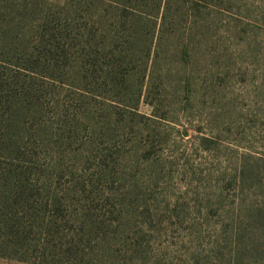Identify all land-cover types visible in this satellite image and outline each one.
<instances>
[{"label":"rangeland","instance_id":"374dc122","mask_svg":"<svg viewBox=\"0 0 264 264\" xmlns=\"http://www.w3.org/2000/svg\"><path fill=\"white\" fill-rule=\"evenodd\" d=\"M0 71L59 264H263L264 0H0Z\"/></svg>","mask_w":264,"mask_h":264},{"label":"trees","instance_id":"16d2710c","mask_svg":"<svg viewBox=\"0 0 264 264\" xmlns=\"http://www.w3.org/2000/svg\"><path fill=\"white\" fill-rule=\"evenodd\" d=\"M126 64L127 60L123 55V50L122 52L118 51L111 65L107 64L103 70L100 68L103 86L107 87L108 90L114 87L119 89V85L127 80L130 75V71L127 72ZM79 69L81 70L78 67V70L72 75L81 74ZM97 72L99 70L94 69L91 73L90 67L86 66L84 76L90 78L89 82L91 83L95 80ZM2 78L5 79L4 86L11 80H18L17 76L6 78L5 73L0 71V80ZM25 78H29V75ZM25 89L27 88H25L24 83L15 89L13 97L16 102L13 103V106L17 103L20 107L21 102L28 97L27 94H24ZM6 90V87L4 90H0V114L4 116H0V258L23 260L28 258L27 255L39 252L41 264L51 262L59 264L63 260L69 261L71 255L67 251L61 250V245L57 244L60 240V225L55 218L57 211L55 198L49 196L48 190L44 187L42 192L36 180L32 179L31 175H27L21 166L14 165L20 150L21 129L18 128L17 130L15 128L17 124L12 122L21 119L27 125V117L19 118L16 110L10 112L6 109L7 105L2 107L7 96ZM140 92L139 89L135 105L139 100ZM43 193L45 197H43ZM49 207L52 214L55 215L54 217L48 214ZM261 230L262 233L257 238V242L260 243H257L259 245L257 250H261L260 256L263 258L261 262L264 264V222H262ZM51 238L56 243H51ZM47 248H49L48 251H46ZM58 254L62 255L61 259L57 258Z\"/></svg>","mask_w":264,"mask_h":264}]
</instances>
